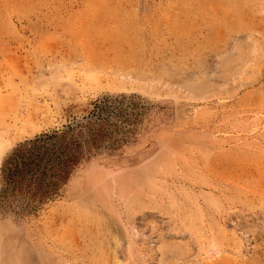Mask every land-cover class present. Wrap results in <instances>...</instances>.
I'll list each match as a JSON object with an SVG mask.
<instances>
[{
  "label": "rangeland",
  "instance_id": "rangeland-1",
  "mask_svg": "<svg viewBox=\"0 0 264 264\" xmlns=\"http://www.w3.org/2000/svg\"><path fill=\"white\" fill-rule=\"evenodd\" d=\"M0 71V168L100 133L0 264H264V0H0Z\"/></svg>",
  "mask_w": 264,
  "mask_h": 264
},
{
  "label": "trees",
  "instance_id": "trees-1",
  "mask_svg": "<svg viewBox=\"0 0 264 264\" xmlns=\"http://www.w3.org/2000/svg\"><path fill=\"white\" fill-rule=\"evenodd\" d=\"M96 128L78 124L17 145L0 168V201L35 207L53 197L80 163L83 145L90 149L99 140Z\"/></svg>",
  "mask_w": 264,
  "mask_h": 264
},
{
  "label": "bare ground",
  "instance_id": "bare-ground-1",
  "mask_svg": "<svg viewBox=\"0 0 264 264\" xmlns=\"http://www.w3.org/2000/svg\"><path fill=\"white\" fill-rule=\"evenodd\" d=\"M1 72V71H0ZM117 237H119V236H117ZM4 251V250H3ZM3 263V262H2Z\"/></svg>",
  "mask_w": 264,
  "mask_h": 264
}]
</instances>
